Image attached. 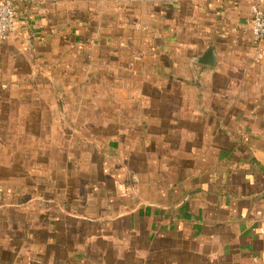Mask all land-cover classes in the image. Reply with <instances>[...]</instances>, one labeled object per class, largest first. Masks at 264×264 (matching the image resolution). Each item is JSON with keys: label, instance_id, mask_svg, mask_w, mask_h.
Returning <instances> with one entry per match:
<instances>
[{"label": "crops", "instance_id": "0c3cea01", "mask_svg": "<svg viewBox=\"0 0 264 264\" xmlns=\"http://www.w3.org/2000/svg\"><path fill=\"white\" fill-rule=\"evenodd\" d=\"M13 1L0 214L35 205L46 224L42 239L19 228L26 256L10 263L264 264V41L252 44L251 1ZM210 46L217 65L198 64Z\"/></svg>", "mask_w": 264, "mask_h": 264}, {"label": "rangeland", "instance_id": "374dc122", "mask_svg": "<svg viewBox=\"0 0 264 264\" xmlns=\"http://www.w3.org/2000/svg\"><path fill=\"white\" fill-rule=\"evenodd\" d=\"M56 138H58V137H56ZM14 154L17 157L20 155L19 153H14ZM24 154H27V152H25ZM29 154H31V153L29 152L28 155ZM41 154L42 153H40V155ZM16 161H17V159H16ZM19 162L21 164H23L21 161H19ZM4 163L8 164L9 162L4 160ZM25 164H29V163L25 162ZM19 169L20 170H29L30 168H28L26 166L23 168H20V166H19ZM52 170H54V169H52ZM4 175H5L4 176V186L9 189V188H11V184H9L10 178H11V169L10 168L4 169ZM32 180L35 182L36 177L32 176ZM20 183H22V187H23V188H20L21 192L28 193V191L35 189L33 187L36 184L31 183V184L27 185L26 181H23V180ZM53 183H54V181L52 180L50 183L51 189H53V187L55 186V184H53ZM0 190H1V188H0ZM4 190H6V189H4ZM25 198H26V196H25ZM37 202H39V201H37ZM35 203L36 202H34V204ZM34 207H36V206L31 205V206H27V207H20V208L15 207V208H13L10 205H3L2 214H0V218H2V222H3V226H4L2 228V231H0V241H2L1 242L2 247L0 248V256H1L2 261L0 264H11L10 262H11V258L13 256L18 257V258H20L21 256H26L25 253L27 251V241H25V240L27 239L28 232L26 229L25 230H19V228L21 226H24V225L26 226L28 224L29 225L35 224L36 225L35 230H37V228H38L40 230V232L37 231V233L36 232H34V233L30 232V233L34 234V236H36L35 238H39V239L43 238V236L45 234V233H43V227H45L44 225L46 223H44L43 219L41 218L42 211L34 210ZM1 215H2V217H1ZM10 225H14L16 231H12ZM11 239H15V241H19L18 248H15L14 245H12V246L10 245ZM21 243H22V245H21ZM16 249L18 250L17 256L15 255ZM19 262L22 263V260H19Z\"/></svg>", "mask_w": 264, "mask_h": 264}, {"label": "built area", "instance_id": "2783aa9c", "mask_svg": "<svg viewBox=\"0 0 264 264\" xmlns=\"http://www.w3.org/2000/svg\"><path fill=\"white\" fill-rule=\"evenodd\" d=\"M251 40L254 47L264 41L263 0H250ZM16 30V7L13 0H0V42H5Z\"/></svg>", "mask_w": 264, "mask_h": 264}, {"label": "water", "instance_id": "95a60500", "mask_svg": "<svg viewBox=\"0 0 264 264\" xmlns=\"http://www.w3.org/2000/svg\"><path fill=\"white\" fill-rule=\"evenodd\" d=\"M216 56V48L214 46H210L197 63L207 67H215L217 65Z\"/></svg>", "mask_w": 264, "mask_h": 264}]
</instances>
